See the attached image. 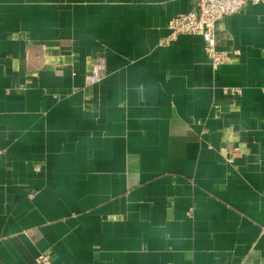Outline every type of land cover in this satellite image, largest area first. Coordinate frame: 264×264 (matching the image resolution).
I'll return each mask as SVG.
<instances>
[{"label":"crops","instance_id":"crops-1","mask_svg":"<svg viewBox=\"0 0 264 264\" xmlns=\"http://www.w3.org/2000/svg\"><path fill=\"white\" fill-rule=\"evenodd\" d=\"M197 2L0 0V264H264V4L214 68Z\"/></svg>","mask_w":264,"mask_h":264},{"label":"built area","instance_id":"built-area-1","mask_svg":"<svg viewBox=\"0 0 264 264\" xmlns=\"http://www.w3.org/2000/svg\"><path fill=\"white\" fill-rule=\"evenodd\" d=\"M264 4V0H198L197 9L185 13H178L168 20V36L163 39V43L169 44L179 34L199 35L203 40V50L211 66L217 68L224 63L228 55L217 47L216 23L226 15L237 13L245 6L251 4ZM237 54L238 50L232 51ZM106 63L99 59L90 67L87 76L89 84L95 83L105 71ZM240 88L231 86L224 87L222 93L225 95H236ZM38 264H51V254L42 252L37 257Z\"/></svg>","mask_w":264,"mask_h":264}]
</instances>
